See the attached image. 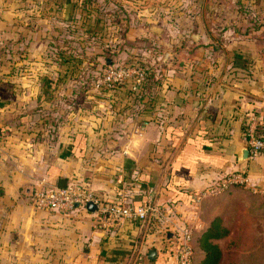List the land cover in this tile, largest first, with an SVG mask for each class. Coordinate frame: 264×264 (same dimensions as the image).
<instances>
[{
	"label": "crops",
	"instance_id": "0c3cea01",
	"mask_svg": "<svg viewBox=\"0 0 264 264\" xmlns=\"http://www.w3.org/2000/svg\"><path fill=\"white\" fill-rule=\"evenodd\" d=\"M101 1L106 16L113 6L141 14V54L129 58L161 83L136 108L123 89L113 102L98 94L100 78L85 89L80 72L54 83L62 51L82 65L81 52L106 47L98 32L114 25ZM64 33L95 40L60 45ZM2 63L0 264H176L160 220L34 207L32 190L58 177L102 201L158 205L191 227L195 260L197 232L219 216L227 233L213 239L217 264H264V152L246 153L242 136L247 120L264 119V0H0ZM235 170L248 186L210 191Z\"/></svg>",
	"mask_w": 264,
	"mask_h": 264
},
{
	"label": "built area",
	"instance_id": "2783aa9c",
	"mask_svg": "<svg viewBox=\"0 0 264 264\" xmlns=\"http://www.w3.org/2000/svg\"><path fill=\"white\" fill-rule=\"evenodd\" d=\"M128 77L134 78L132 89L136 90L141 80V72L136 66L132 64L107 65L97 84L100 86H109L119 83ZM242 136L249 153L264 152V119L255 120L251 117L247 120ZM227 183L248 186V178L240 170L231 171L224 176L222 183H219L214 190L210 191L214 192L217 188L224 187ZM251 188L256 190L254 187ZM210 191H203L197 194L195 198L198 199ZM260 192L264 197V189L260 190ZM30 199L32 205L36 208L58 212H69L83 207L87 201H91L96 204V209L93 212L97 216H106L111 219L124 217L138 220L141 224L151 223L154 219L160 220L164 224V228L167 227L174 234V256L176 264H190L191 227L185 224H176L166 214L165 210L154 203L147 202L144 205L135 207L116 203L100 204L90 190L73 183H66L63 187L57 185L35 187L31 192ZM162 233H164V230H162ZM141 264L148 263L143 262Z\"/></svg>",
	"mask_w": 264,
	"mask_h": 264
},
{
	"label": "trees",
	"instance_id": "16d2710c",
	"mask_svg": "<svg viewBox=\"0 0 264 264\" xmlns=\"http://www.w3.org/2000/svg\"><path fill=\"white\" fill-rule=\"evenodd\" d=\"M4 2H7V0H4ZM97 19H99V18H97ZM83 31H85V29H83ZM66 34H68V33H66ZM98 34L101 37H103V34H101L100 32H98ZM63 38H64L63 35L60 36V40ZM65 39H66V41H67V39L71 40L70 38H64V41H65ZM51 45H53V44H51ZM49 52L51 54L52 52H54V49L50 48ZM101 52L105 53L104 54L105 56H103L105 58L108 57L109 54L111 53L107 47H102ZM101 52L97 51L92 55H90L88 53H84V52H81V53L79 52L81 54L82 58H84V60H85V63L81 65V60L79 57H76L77 55H74V51H68V52L62 51L61 57H60L59 77L54 81V83H56L57 80L60 78L62 79V81L63 80L66 81L69 78L76 77L78 75V73L80 72V75L82 77L78 80L77 84L82 85L81 89L82 88L85 89V88H87V86L89 87V85L91 84L92 81H94L96 78L101 77V75L104 71V68L106 66L104 63L100 64L101 63V62L99 63L100 60L96 58V55L100 56ZM90 56H92V58H94L91 61L89 60ZM129 61L131 64L136 66V68L141 72V80L138 84L137 89L133 90L131 88V86H132L131 83L132 82L134 83V78L129 77V78H126L119 83L111 84L109 86H100L99 90H97L98 94H101L102 97H104V95L107 96L108 97L107 99L112 100V102H113V99L116 98L115 97V95H116L115 91L119 90V89H123L124 96L129 100V102L126 103V105H130V101L132 100V98L135 101H140L141 96L143 94H148L149 92L152 91L151 90L152 88L155 89L158 84L160 85L161 82L159 79H156L154 77L153 70H151V66L147 65L143 60H141V57L134 55V57L132 56L127 62H129ZM96 72L97 73L100 72V74H98V76H97ZM48 82L53 83V81H50V80H48ZM85 84H87V85H85ZM137 93H138V95H136ZM124 105H125V103H124ZM124 105H122V106H124ZM244 126H245V123L243 124V127H242V133H243ZM68 183H73V184H76L80 187L86 188L85 186H81L75 182H68ZM92 194L98 199L100 204H111L108 201H102L93 192H92ZM80 208L84 209L85 206L80 207ZM115 219H117V218H115ZM130 222L135 223V221H130ZM162 230H164L163 238H165L167 236V234L170 232V230L167 227L164 228V226H163ZM226 233H227V229L222 225L220 217L219 216H213L209 220V222L202 229H200L197 232V235H196L195 241H196L197 247L203 252V256L201 258L195 260V252H194V249H193V246L191 243L190 264H217V262L219 260L220 252H219V248L216 245V243L213 242V239L219 238V237L225 235ZM131 240L129 241V244L131 243ZM191 240H192V237H191ZM171 252L173 254L175 252L174 241L171 245ZM112 258L113 259H111V260H113L114 262H118L121 260L120 259L121 256H116V257L114 256ZM174 258H175V256H174ZM142 261H143V257H141V260L140 259L136 260L135 264H139L140 262L142 263ZM146 263L155 264L149 260L146 261Z\"/></svg>",
	"mask_w": 264,
	"mask_h": 264
},
{
	"label": "rangeland",
	"instance_id": "374dc122",
	"mask_svg": "<svg viewBox=\"0 0 264 264\" xmlns=\"http://www.w3.org/2000/svg\"><path fill=\"white\" fill-rule=\"evenodd\" d=\"M101 6L102 7L100 8V11L103 12L105 20L110 25H114V27H112L110 29V31L112 30L111 33L109 32V30L103 33V37H102L103 41L105 39L109 38V40L107 42L103 43V45H106V47L110 50L111 53L109 54L108 57L105 58V57H103V56H105L104 55L105 53L101 52L102 48L99 47L98 48L99 52H101V54L99 56V60H100L99 63L100 62H101L100 64L104 63L106 66L107 65H124V64L131 65L130 61L127 62L130 59L129 56L133 53L141 54V14L138 13L137 11H134V10H131L133 13L131 11L128 12L127 9H125V8H124V11L121 8L119 10V7L113 6L112 13H115L113 15V17L109 16V15L106 16L105 14H107V13L104 11L105 2L101 1ZM116 11H117V13H116ZM128 13H130V14H128ZM125 15H126V17H123ZM117 16L119 18L118 20H117ZM99 25H100V21H99ZM132 26H134V27H132ZM63 36H64V38H70L71 40H76V42L77 41H83V42L88 41L89 42V41L95 40V39H93L95 36L83 37L82 39H78L77 37L75 39L71 36H68V34H64ZM64 38L60 40L61 45L63 43H66L65 42L66 39L64 41ZM2 39L8 40L7 37L2 38ZM87 53H88V51H87ZM8 67H9V64L2 63L0 66V70H8ZM17 67L20 71H23L22 70L23 69L22 63H19V65ZM96 74L98 76V74H100V72H98V73L96 72ZM70 84H72V83H70ZM131 84L133 86L134 83L132 82ZM85 85H87V84H85ZM132 86H131V88H132ZM87 88H88V86H87ZM136 95H138V93ZM138 103H139V101H135L132 98L130 105H133L136 108L139 106Z\"/></svg>",
	"mask_w": 264,
	"mask_h": 264
},
{
	"label": "water",
	"instance_id": "95a60500",
	"mask_svg": "<svg viewBox=\"0 0 264 264\" xmlns=\"http://www.w3.org/2000/svg\"><path fill=\"white\" fill-rule=\"evenodd\" d=\"M245 151H246V153H247V149H245ZM56 185L59 186V187H63V186H65V185H66V179H65V178H60V177H58V178H57V183H56ZM29 193H30V192L28 191V194H29ZM85 208H86L88 211H93V210L96 209V204L93 203V202H91V201H87V202L85 203ZM154 252H155L154 249H152V248L148 249V250H147V258H149V259L152 258Z\"/></svg>",
	"mask_w": 264,
	"mask_h": 264
}]
</instances>
